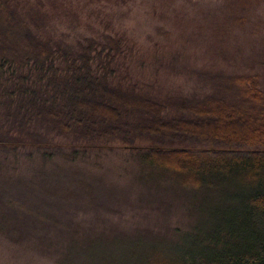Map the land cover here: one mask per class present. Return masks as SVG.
<instances>
[{
	"label": "trees",
	"instance_id": "16d2710c",
	"mask_svg": "<svg viewBox=\"0 0 264 264\" xmlns=\"http://www.w3.org/2000/svg\"><path fill=\"white\" fill-rule=\"evenodd\" d=\"M120 51L121 41L114 38L101 46L86 40L76 48L44 41L0 0V224L73 227L69 206L80 193H95V184L86 183L83 173H77L82 177L77 181L66 178L70 170H48L45 164L54 156L74 161L81 151L115 140L124 114L137 113L143 119L135 126L157 142L123 150H131L147 170L139 178L204 197L208 204L203 207L209 210L203 211L200 225L181 233L176 242L142 235L123 250L117 245L102 249L103 264H264V155L191 150L264 149L260 76L214 77V94L203 100L163 103L112 84L111 64ZM167 104L180 111L178 118L163 116ZM166 139L183 146L165 147ZM27 147L33 148L24 154L27 160L39 159L41 166L30 175L3 173L4 162L16 161ZM2 176H9L5 183ZM40 177L51 181L41 194L33 186ZM60 181L66 194L54 196L50 188Z\"/></svg>",
	"mask_w": 264,
	"mask_h": 264
},
{
	"label": "rangeland",
	"instance_id": "374dc122",
	"mask_svg": "<svg viewBox=\"0 0 264 264\" xmlns=\"http://www.w3.org/2000/svg\"><path fill=\"white\" fill-rule=\"evenodd\" d=\"M3 1L16 9L33 33L52 44L76 48L86 40L100 46L108 38L120 40L121 51L111 64L112 84L135 88L159 102L203 100L214 94L212 80L220 76L257 74L264 88V0ZM165 108L164 117H179V110L169 104ZM123 119L115 140L81 151L74 161L54 156L45 164L48 170H70L66 178L77 181L82 178L77 173H83L86 183L95 184V193H80L82 197L69 206L73 227L0 224V264H103L102 249L117 245L123 250L142 235L176 242L181 233L202 223L203 211L209 210L203 207L208 204L204 197L139 178L147 170L129 154L131 150H123L126 145L143 148L157 142L136 127L141 122L137 113L124 114ZM56 141L65 145L64 140ZM164 143L183 146L168 139ZM25 149L23 153L20 149L16 161L4 162L3 173L30 175V170L41 166V160L33 163L24 155L33 148ZM191 150L201 155L214 150L264 155V149L197 146ZM8 177L2 176V181ZM33 186L41 194L51 181L41 178ZM50 190L54 196L66 194L62 181Z\"/></svg>",
	"mask_w": 264,
	"mask_h": 264
}]
</instances>
